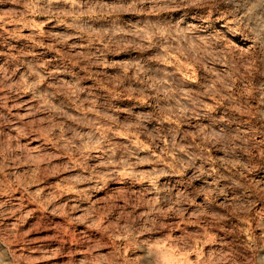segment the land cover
<instances>
[{
  "label": "rangeland",
  "instance_id": "374dc122",
  "mask_svg": "<svg viewBox=\"0 0 264 264\" xmlns=\"http://www.w3.org/2000/svg\"><path fill=\"white\" fill-rule=\"evenodd\" d=\"M0 264H264V0H0Z\"/></svg>",
  "mask_w": 264,
  "mask_h": 264
},
{
  "label": "clouds",
  "instance_id": "9594fccd",
  "mask_svg": "<svg viewBox=\"0 0 264 264\" xmlns=\"http://www.w3.org/2000/svg\"><path fill=\"white\" fill-rule=\"evenodd\" d=\"M145 84H146V87H147V81H145ZM141 95H144V93L142 92V93H140ZM185 98H187V97H185ZM188 111H190V109H188V108H183V109H181V114H184V113H186V112H188Z\"/></svg>",
  "mask_w": 264,
  "mask_h": 264
},
{
  "label": "bare ground",
  "instance_id": "6f19581e",
  "mask_svg": "<svg viewBox=\"0 0 264 264\" xmlns=\"http://www.w3.org/2000/svg\"><path fill=\"white\" fill-rule=\"evenodd\" d=\"M242 48V47H241Z\"/></svg>",
  "mask_w": 264,
  "mask_h": 264
}]
</instances>
